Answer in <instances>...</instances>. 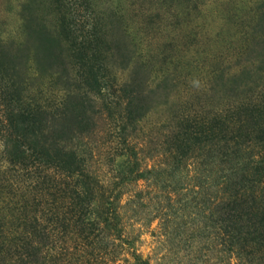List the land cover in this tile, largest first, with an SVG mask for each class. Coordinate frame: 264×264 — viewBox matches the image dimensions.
<instances>
[{
  "label": "rangeland",
  "instance_id": "obj_1",
  "mask_svg": "<svg viewBox=\"0 0 264 264\" xmlns=\"http://www.w3.org/2000/svg\"><path fill=\"white\" fill-rule=\"evenodd\" d=\"M89 66L101 86L83 85ZM17 91L61 104L52 134L120 199L152 264H264V227L228 222L225 202L253 186L264 212L260 150L169 155L178 126L264 100V0H0V103Z\"/></svg>",
  "mask_w": 264,
  "mask_h": 264
},
{
  "label": "trees",
  "instance_id": "obj_2",
  "mask_svg": "<svg viewBox=\"0 0 264 264\" xmlns=\"http://www.w3.org/2000/svg\"><path fill=\"white\" fill-rule=\"evenodd\" d=\"M80 72L85 88L102 85L93 67ZM0 105V264H152L124 234L120 199L89 170L75 147L52 134L61 104L28 99L17 91L12 102ZM177 129L171 158L186 162L194 150L215 140L225 157L258 149L262 155L252 154L250 162L263 179L264 100ZM129 175L136 183L146 176L139 170ZM252 190L251 205L248 190L227 197L228 222L256 218L264 227V212L253 205L257 196Z\"/></svg>",
  "mask_w": 264,
  "mask_h": 264
}]
</instances>
